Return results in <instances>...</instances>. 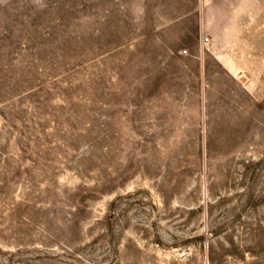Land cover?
Masks as SVG:
<instances>
[{
	"label": "rangeland",
	"instance_id": "374dc122",
	"mask_svg": "<svg viewBox=\"0 0 264 264\" xmlns=\"http://www.w3.org/2000/svg\"><path fill=\"white\" fill-rule=\"evenodd\" d=\"M0 264H264V0H0Z\"/></svg>",
	"mask_w": 264,
	"mask_h": 264
},
{
	"label": "built area",
	"instance_id": "2783aa9c",
	"mask_svg": "<svg viewBox=\"0 0 264 264\" xmlns=\"http://www.w3.org/2000/svg\"><path fill=\"white\" fill-rule=\"evenodd\" d=\"M183 51H186V50H183Z\"/></svg>",
	"mask_w": 264,
	"mask_h": 264
}]
</instances>
